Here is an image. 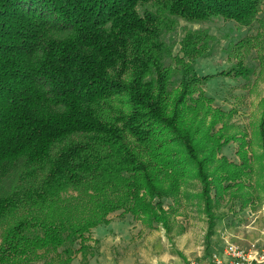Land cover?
<instances>
[{"label": "trees", "instance_id": "1", "mask_svg": "<svg viewBox=\"0 0 264 264\" xmlns=\"http://www.w3.org/2000/svg\"><path fill=\"white\" fill-rule=\"evenodd\" d=\"M263 3L0 0V264H73L75 252L85 263L91 230L117 211L167 229L162 200L189 176L209 236L215 205L243 188L251 161L244 138L212 131L231 112L212 108L203 84L250 78L252 50L264 78ZM214 17L258 30L228 43L229 67L199 75L209 30L186 29L175 54L164 34ZM233 140L238 163L221 153Z\"/></svg>", "mask_w": 264, "mask_h": 264}, {"label": "rangeland", "instance_id": "2", "mask_svg": "<svg viewBox=\"0 0 264 264\" xmlns=\"http://www.w3.org/2000/svg\"><path fill=\"white\" fill-rule=\"evenodd\" d=\"M259 17L264 18V3ZM207 28L212 35L210 50L207 56L197 58L194 68L199 75L215 73L226 69L232 63L227 57V46L247 33H255L258 23L250 26H238L233 20L214 17L209 22L191 23L179 20V24L170 33L164 34V39L173 46V53L179 49V40L186 29ZM256 51L252 50L245 62L252 67L253 74L248 79L232 78L221 74L210 77L203 84L204 92L213 99L212 108L218 107L223 111H230L214 126L213 132L223 127L224 135H235L244 138L246 150L251 161V168L244 177V186L235 191L231 188L223 193L220 201L215 205L216 214L214 231H217L219 249L224 250L227 242L235 243L244 251L254 255H262L260 263H264V162L261 155V140L259 136V123L262 112V99L264 98V78L258 76ZM209 117V116H208ZM224 122V124H223ZM235 140V139H234ZM230 141L221 153L230 161L239 162L237 149L238 141ZM201 184L194 177H186L175 201L163 199L165 209L169 211V230L165 232L160 224H154L155 235L159 238L158 248L161 254L165 249L176 253L177 244L184 241V246L197 247L201 244H210V237H205V230L200 224L204 220L203 198L201 197ZM119 211L110 214L111 218L125 217ZM131 218L132 216L128 214ZM129 218V219H130ZM132 217L131 224L135 222ZM139 221V220H138ZM138 223V222H137ZM139 232L134 226L130 233L105 234L96 237L94 228L87 240L91 254L87 262H83L80 252L73 254V264H142V254L138 245H144V239L152 234H144L145 224ZM143 227V226H142ZM132 230V232H131ZM178 233L186 235H178ZM179 237V238H178ZM143 239V240H142ZM78 243V241H77ZM74 244V249L78 248ZM195 251V250H193ZM194 259V258H192ZM44 259L35 262L39 264ZM191 259H189L190 261ZM253 263L259 264L256 261ZM252 263V264H253ZM162 264V263H159Z\"/></svg>", "mask_w": 264, "mask_h": 264}, {"label": "crops", "instance_id": "3", "mask_svg": "<svg viewBox=\"0 0 264 264\" xmlns=\"http://www.w3.org/2000/svg\"><path fill=\"white\" fill-rule=\"evenodd\" d=\"M262 151V149H261ZM264 162V161H263ZM205 213V212H204ZM216 215V214H215ZM132 216V215H131ZM170 216V215H169ZM129 215L126 214L125 217L122 219L120 218H111L107 224H99L94 227V232L96 234V237L103 236L105 234H116V233H124L129 230L131 226H134L137 232L140 231V229L144 228L143 223L139 220H135L133 224H131L132 217L129 219ZM216 220V219H215ZM215 220H214V226H215ZM138 222V223H137ZM161 225V224H160ZM203 226L205 230V237H210V244H201L197 247H185L184 241L182 239H178L181 242L177 244L176 241V249L178 250L176 253L171 252L169 249H165L161 254L158 251L159 245V238L157 235H155V232L157 231L156 228L148 227L144 229V234L151 233V236H147L144 239V245L139 244V250L142 254V264H187L190 261H194L198 264H204L207 261L210 260L212 253H218L223 255V259H227L228 257L223 253L222 249H219L218 245L216 244L217 241V231H212V233L208 236H206V232L208 230V219L207 215L205 214L204 220L200 224ZM143 226V227H142ZM163 227V226H162ZM165 232L169 230V227L166 229L163 227ZM130 233V231H128ZM132 232V230H131ZM180 234L178 233L177 236L180 237ZM186 236V235H183ZM178 237V238H179ZM143 240V239H142ZM195 250V251H193ZM194 258V259H192ZM253 262H250L249 264H252ZM259 264H264L260 263ZM256 264V263H253Z\"/></svg>", "mask_w": 264, "mask_h": 264}, {"label": "built area", "instance_id": "4", "mask_svg": "<svg viewBox=\"0 0 264 264\" xmlns=\"http://www.w3.org/2000/svg\"><path fill=\"white\" fill-rule=\"evenodd\" d=\"M223 253L228 257L226 260L223 259L222 254L214 252L211 254L210 260L204 264H249L252 261L258 262L262 258V255H257V253L251 255L250 253L244 251V249L239 247L237 244L229 242L226 243ZM187 264L198 263L189 261Z\"/></svg>", "mask_w": 264, "mask_h": 264}]
</instances>
